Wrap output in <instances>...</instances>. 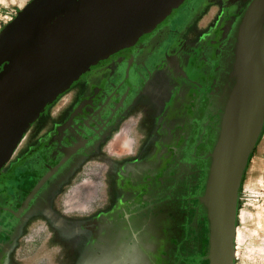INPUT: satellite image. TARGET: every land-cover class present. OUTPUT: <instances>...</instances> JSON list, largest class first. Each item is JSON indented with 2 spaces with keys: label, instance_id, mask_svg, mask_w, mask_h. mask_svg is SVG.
<instances>
[{
  "label": "flooded vegetation",
  "instance_id": "af4514ba",
  "mask_svg": "<svg viewBox=\"0 0 264 264\" xmlns=\"http://www.w3.org/2000/svg\"><path fill=\"white\" fill-rule=\"evenodd\" d=\"M248 2L182 0L47 105L0 170V264L26 263L27 231L55 264H212L205 116ZM81 175L93 196L70 209L61 196Z\"/></svg>",
  "mask_w": 264,
  "mask_h": 264
},
{
  "label": "water",
  "instance_id": "95a60500",
  "mask_svg": "<svg viewBox=\"0 0 264 264\" xmlns=\"http://www.w3.org/2000/svg\"><path fill=\"white\" fill-rule=\"evenodd\" d=\"M181 1L30 0L21 8L0 30V170L50 102ZM228 52L217 111L205 116L207 130L216 114L198 196L210 218L212 264H235L239 190L264 128V0H249Z\"/></svg>",
  "mask_w": 264,
  "mask_h": 264
},
{
  "label": "rangeland",
  "instance_id": "374dc122",
  "mask_svg": "<svg viewBox=\"0 0 264 264\" xmlns=\"http://www.w3.org/2000/svg\"><path fill=\"white\" fill-rule=\"evenodd\" d=\"M240 7L241 5H235L234 10L239 12ZM117 138L115 141L122 137L117 136ZM92 168H94V172L91 178L99 183L101 170L96 167ZM82 176L79 180L71 183L72 185L70 184L61 196L63 204L70 209L81 208L84 205L87 207L93 196V191L89 194L83 192L89 188L87 184H92L91 178ZM81 182L83 183L80 184ZM24 235L26 240L20 245L24 247V253H29L34 249H38L40 254L43 253L45 247L43 240L40 241L33 232L29 234L27 231ZM35 252L37 253V251ZM40 254L36 255L38 259L35 264H45V259ZM25 262L30 263L29 260H25ZM235 264H264V151L261 149L260 142L257 143L250 155L240 187L235 238Z\"/></svg>",
  "mask_w": 264,
  "mask_h": 264
},
{
  "label": "crops",
  "instance_id": "0c3cea01",
  "mask_svg": "<svg viewBox=\"0 0 264 264\" xmlns=\"http://www.w3.org/2000/svg\"><path fill=\"white\" fill-rule=\"evenodd\" d=\"M29 1L30 0H0V30ZM118 135L120 137L123 136L122 133L121 134H118ZM123 140H124L123 138H121L120 140H116L114 142V144L118 145L120 143H125V142H123ZM259 142H260V146H261L262 151H264V130H263V132L261 134V137L259 139ZM250 162H251V160H250ZM87 185H88L89 188L85 189L83 192L84 193L88 192V194H89V193H91V191L93 189L92 188L93 186H92V184H87ZM33 251L24 254L25 260L26 261L27 260L30 261V263H25V264H35L36 263V260L38 259V258H36V255H38V253L40 254V252L38 251V249L35 250V251H37V253L35 251L34 252ZM40 255L42 256L43 259H45V264H55L54 263V259H53V255L54 254L52 252L46 253V252L43 251V253H41ZM31 260H33V261L31 262ZM61 264H63V263H61ZM64 264H69V262L66 261Z\"/></svg>",
  "mask_w": 264,
  "mask_h": 264
}]
</instances>
